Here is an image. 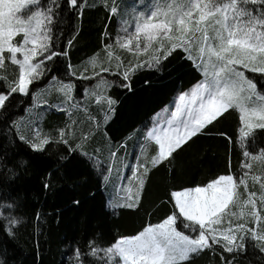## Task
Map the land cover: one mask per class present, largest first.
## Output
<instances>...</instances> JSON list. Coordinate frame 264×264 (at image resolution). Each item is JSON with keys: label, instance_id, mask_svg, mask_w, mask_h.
I'll return each mask as SVG.
<instances>
[{"label": "trees", "instance_id": "obj_1", "mask_svg": "<svg viewBox=\"0 0 264 264\" xmlns=\"http://www.w3.org/2000/svg\"><path fill=\"white\" fill-rule=\"evenodd\" d=\"M114 3L118 0H84L81 12L70 7L69 0H59L51 50L60 54L45 62L43 77L33 81L27 94L12 93L0 108V264H78L77 250L83 264H103L102 259L88 255L90 250L107 249L121 237L160 223L173 211L172 191L206 185L223 174L240 176L245 170L244 149L238 140L240 114L230 109L152 168L138 206H123L131 202L125 199L129 187L135 199L133 170L158 151L154 142L142 139L140 129L203 76L179 48L164 59L163 51H154L158 44L138 56L113 45L119 21L125 18L110 15ZM107 45L113 50L106 49ZM107 51L114 53L111 60ZM154 55L160 56L158 64ZM93 57L95 68L90 63ZM0 75L7 77L0 79V92L6 93L17 66L6 60ZM250 75L264 87V73ZM54 77L66 84L75 79L83 86L75 96L71 92L68 103L73 109L65 106L48 111L44 137L50 142L36 150L32 137L21 135L19 122L32 106L34 94L47 84L36 91L37 87ZM91 83L93 96L85 98L83 90ZM52 97L53 107L68 99L64 93ZM61 131L65 132L63 139ZM246 149L251 154L264 150V129L254 128ZM249 162L253 165L250 174L264 173V163ZM248 183V190L258 197L259 184L253 186L251 179ZM238 191L240 199H245L243 187ZM248 224L253 225L251 220ZM243 241L242 250L229 253L214 245L193 255L187 264H264L263 242L248 236Z\"/></svg>", "mask_w": 264, "mask_h": 264}, {"label": "snow or ice", "instance_id": "obj_2", "mask_svg": "<svg viewBox=\"0 0 264 264\" xmlns=\"http://www.w3.org/2000/svg\"><path fill=\"white\" fill-rule=\"evenodd\" d=\"M83 4L84 0L79 4L78 0H69V6L81 12ZM58 7L59 0H48L47 4H41V0H0V70L4 69L6 60L17 66L16 78L7 85V92H0V108L12 93L27 94L33 81L43 75L45 61L60 54L51 50L52 24ZM117 14L118 9L113 4L110 15ZM121 31L124 35L116 38L121 49L138 56L155 43L158 47L154 51H163V58L167 59L179 48L187 53L186 58L193 61L203 76L189 92L178 97L175 110L169 113L165 124L146 133V139L158 146V152L150 159L145 157V162L138 163L133 170L135 199L129 187L125 199L131 202L123 206H138L152 168L168 160L177 149L203 133L230 109L240 114L238 140L244 149L242 167L245 170L240 176L220 175L204 186L172 191L173 211L160 223L145 227L135 236L120 238L107 249L92 248L88 255L102 259L103 264L116 261L119 264H187L193 255L214 245L222 246L229 253L242 250L244 234L264 242V230H257L264 221L261 210L257 209L259 200L264 210V176L250 174L253 165L249 162L264 163V150L251 154L246 149L253 129H264V93L257 91L256 84L245 75V71L264 73V0H154L147 12L133 16L132 24L122 22ZM17 36H21V40L15 41ZM111 47L107 45L106 49ZM37 56L42 59L36 60ZM107 56L111 60L114 53L107 51ZM115 59L120 61L118 56ZM153 59L157 64L160 62L158 55ZM90 63L96 67L95 57ZM124 78H128L127 71ZM0 79L7 80V77L0 75ZM72 87L61 85L59 90L71 99ZM64 135L61 131L62 139ZM37 139L39 143L32 145L36 150H43L50 142L40 138L38 132ZM249 179L253 186L259 184V197L255 191L248 190ZM241 187L246 195L243 200L238 191ZM245 216L254 227H247L249 221ZM233 218L244 222L233 224ZM225 223L226 227H219ZM237 233L241 234L239 244L236 243ZM260 250L264 252V245ZM100 252L103 257L99 256ZM80 256L77 250V262L83 264Z\"/></svg>", "mask_w": 264, "mask_h": 264}, {"label": "rangeland", "instance_id": "obj_3", "mask_svg": "<svg viewBox=\"0 0 264 264\" xmlns=\"http://www.w3.org/2000/svg\"><path fill=\"white\" fill-rule=\"evenodd\" d=\"M153 2H154V0H118V4L117 5H116V3H114L115 6L118 9V15L123 14L125 18L122 19L121 21H119V24H118V34L115 35L114 38H113V41H112L113 45H116L117 44L116 43V38L118 36H123L124 35V33L121 31V23L124 22V21H126L128 24H132L133 23V16L135 14L141 12V11L147 12L149 6ZM132 30H133L132 28H129V31H132ZM19 40H21V36L15 37V41H19ZM153 45H152L151 48H149V50H151L153 48ZM143 47H144V45L142 43L141 44V48H143ZM109 50H113V49L111 48ZM147 52H142L139 55H143L144 53H147ZM19 55L20 54H18V57H19ZM193 55H195V48H193ZM40 59H42V57H40V56H37L36 57V60H40ZM33 62L35 63L36 61H33ZM45 65L46 64L43 65V70L46 67ZM245 75L249 79H251L253 81V83L256 84L257 91H259L261 93H264V87H260V85L250 75V72L249 71H245ZM42 77L43 76H41L39 79H41ZM202 79L199 80L198 82L202 81ZM36 80H38V79H36ZM78 83H79V81H75V79L73 81V84L67 83V84H70V85L73 86L71 88V92H73V96H75L76 95V91L83 86V84H78ZM46 84H47V86L41 88L42 91H40V93H38V94L35 93L34 94V101H33L32 106L28 109L26 115H23L21 117L20 122H19V129L22 131V132L20 131L21 135L24 137V139H25V136L24 135H27L28 137H32V140H30L29 138L28 139L33 144L39 143V140L37 139V132L39 133L40 138H47L46 136L44 137V134H45L46 126H47L46 120H48V111H52L54 108H60V107H65V106L68 109H73V104L68 103L70 101V99H67L66 102L65 103H62L61 105L60 104H56L54 107L50 103V100H51L50 98L52 96L59 97V95H61L63 93L59 89H60L61 85H67L66 82L64 81V79H60L59 80L57 77H54L52 79V81L51 80L50 81H44L42 84H40L39 87H37L36 91L39 90V88L41 86H44ZM92 84L93 83H91V84L88 85L89 86V89L87 88V89H84L83 90L84 91V94L83 95L85 96V98H90V97L93 96V92H94V88L95 87H93ZM84 86H87V85H84ZM29 88H30V86H29ZM191 89H189L188 91H185V92H180V95L183 94V93L189 92ZM98 92H100V91H98ZM180 95L178 94L177 97L174 99V101L172 103L168 104L165 107V109H163L156 116V118L161 117L163 115H165V117H167V118L170 117L169 113L175 110V107L174 106L178 102V97ZM97 96H100V95H97ZM67 103H68V105H67ZM26 139H27V137H26ZM259 175L264 176V173H259ZM259 195H260V192L258 194V197H259ZM257 205H258V202H257ZM261 208H262V206H261ZM257 209L258 210H261L260 209V206H257ZM244 211L247 212L248 209L245 208ZM261 216L264 217V210H261ZM244 219L245 220H248V221L251 220L247 216H245ZM242 222H244V220H241L240 222H238V221H235V218H233V224H235V223H242ZM226 226L227 225L225 223V224L220 225L219 227L223 228V227H226ZM260 226H264V221H262L259 224L258 229H257L258 231H259V227ZM247 227L252 228V227H254V224L253 225L247 224ZM137 234H135V235H137ZM135 235H132V236H135ZM238 235H241V234L240 233H237V236ZM132 236H129V237H132ZM244 236H248V238L250 237L249 234H244ZM121 238H123V237H121ZM240 242H241L240 241V238L237 237L236 243L239 244ZM263 244H264V242H263Z\"/></svg>", "mask_w": 264, "mask_h": 264}, {"label": "crops", "instance_id": "obj_4", "mask_svg": "<svg viewBox=\"0 0 264 264\" xmlns=\"http://www.w3.org/2000/svg\"><path fill=\"white\" fill-rule=\"evenodd\" d=\"M179 95H180V93H179ZM176 97H177V96H176ZM163 109H165V108H163ZM163 109H162V110H163ZM162 110L158 111V112L153 116L152 122L148 123V124L145 125L142 129H140V131L143 132L142 139H146V133L149 132L153 127H157V126H159V125H164V124H165V121H166L167 119L170 118V117H168V118L165 117V115L156 118V116H157ZM141 147H143V145H141ZM157 148H158V146H157ZM157 152H158V151H157ZM156 154H157V153H156ZM156 154H155V155H156ZM229 174H232V173H229ZM223 175H227V174H223ZM233 175H234V174H233ZM129 182H130V175H129L128 178H127V183H129ZM202 186H204V185H202ZM194 187H197V186H194ZM188 188H193V187H188ZM185 189H187V188H185ZM181 190H183V189H181ZM177 191H180V190H177Z\"/></svg>", "mask_w": 264, "mask_h": 264}]
</instances>
